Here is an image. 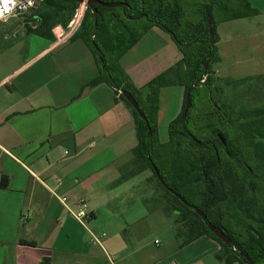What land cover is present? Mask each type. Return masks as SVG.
Returning <instances> with one entry per match:
<instances>
[{"label":"crops","instance_id":"0c3cea01","mask_svg":"<svg viewBox=\"0 0 264 264\" xmlns=\"http://www.w3.org/2000/svg\"><path fill=\"white\" fill-rule=\"evenodd\" d=\"M39 5L0 21V264H110L109 258L114 264H225L216 257L217 241L202 236L182 245L174 221L150 207L153 193L140 192V175L126 167L138 145L132 109L107 83L88 86L99 66L82 31L63 42L62 23L52 39L28 31ZM259 10L218 25V81L264 79ZM181 60L171 36L154 27L120 66L145 98L148 84ZM165 91H171L167 101ZM184 92L179 84L160 90L162 143L182 111ZM59 197L86 202L85 226Z\"/></svg>","mask_w":264,"mask_h":264},{"label":"trees","instance_id":"16d2710c","mask_svg":"<svg viewBox=\"0 0 264 264\" xmlns=\"http://www.w3.org/2000/svg\"><path fill=\"white\" fill-rule=\"evenodd\" d=\"M102 1L119 5H94L87 11L79 37L99 66V75L88 86L107 83L133 111L138 145L126 166L133 168L131 174L149 170L151 180L159 183L155 166L168 187L191 207L166 188L163 195L156 192L149 197L148 203L173 221L176 216V235L185 238L182 245L209 236L221 245L216 257L225 264H264V109L255 119L242 121L241 113L225 102L214 69L220 61L218 25L252 18L261 11L250 0ZM39 2L36 26L28 31L48 39L53 38L56 24L70 20L79 5L71 0ZM95 8L97 12H93ZM154 27L171 36L182 60L153 79L148 96L143 98L122 70L120 59ZM173 84L184 87V103L180 115L169 125V142L162 143L158 130L160 90ZM121 90L137 99L151 132ZM190 90L191 107L183 118ZM212 128L214 139L219 142L215 135L224 136L226 146L210 145ZM7 186L4 180L2 187ZM193 207L204 212L207 220ZM176 222H183L185 230L176 228ZM207 222L223 229L231 243L218 239Z\"/></svg>","mask_w":264,"mask_h":264},{"label":"rangeland","instance_id":"374dc122","mask_svg":"<svg viewBox=\"0 0 264 264\" xmlns=\"http://www.w3.org/2000/svg\"><path fill=\"white\" fill-rule=\"evenodd\" d=\"M252 3L259 9L264 8V0H250ZM72 18V17H71ZM71 20V19H70ZM70 20L64 19L67 23L66 27H68ZM62 23V22H61ZM65 23V24H66ZM65 26L64 22L62 23ZM82 27L78 31H81ZM166 72V71H165ZM218 81V78H217ZM218 84L222 86L226 93L224 95L225 102L232 106L236 111L241 113L243 119L242 121L253 120L258 117L259 110L264 109V79H246L243 81L235 80L231 86L226 84V81L220 80ZM171 91H165L163 95L164 101L168 100ZM258 112V113H257ZM264 118V114L261 115ZM138 184L140 185V192H148L156 194V192L162 193L159 183L151 180L152 173L149 170H143L136 174L138 176ZM146 178H148L146 182ZM136 182V183H137ZM152 194V195H153ZM151 195V196H152ZM149 196V197H151ZM148 197V198H149ZM149 204V203H148ZM150 203L149 205H151ZM151 208L156 207L154 204L150 206ZM169 221L173 220L172 218H168ZM176 216H174V221ZM176 228L180 230H185V225L183 222L177 223Z\"/></svg>","mask_w":264,"mask_h":264},{"label":"built area","instance_id":"2783aa9c","mask_svg":"<svg viewBox=\"0 0 264 264\" xmlns=\"http://www.w3.org/2000/svg\"><path fill=\"white\" fill-rule=\"evenodd\" d=\"M39 0H33V3L31 5L28 4V0H18L17 5L13 9V12L10 15L6 16V19L0 20L3 22H6L10 17L18 16V15H24L28 12L34 10L37 8L39 4ZM89 10V6L87 4H79L78 7L75 9L72 18L69 22L68 27L59 35V42H63L65 40L72 39L80 30V28L83 25V22L85 20L87 11ZM206 77L202 80V83L205 82ZM62 203H64L71 215L82 225H86V222L89 219V213L87 211V204L84 200H78V201H71L67 197H59ZM72 206H77L78 209L73 210ZM93 243H99V239L97 237H93L92 240ZM110 264H114L113 260L109 258Z\"/></svg>","mask_w":264,"mask_h":264},{"label":"water","instance_id":"95a60500","mask_svg":"<svg viewBox=\"0 0 264 264\" xmlns=\"http://www.w3.org/2000/svg\"><path fill=\"white\" fill-rule=\"evenodd\" d=\"M71 1H74L76 3H79V4H87L90 8H94V5H99V6H102V7H116L118 6L119 4H115V3H108V2H104L102 0H71ZM98 10L95 8L93 9V12H97ZM121 94L125 97V99L131 103V105L133 106V108L137 111V113L140 115V117L142 119H144L147 123V126L149 128V132H151V129L149 127V123H148V120H147V117L145 115V113L142 111L141 107H140V104L139 102L137 101V99L133 96L132 93L126 91V90H121L120 91ZM190 91H188V94H187V100H186V104H185V110H184V113L182 115L183 118L186 117L190 107H191V96H190ZM154 171L156 173V175L158 177L161 176L160 174V171L154 166ZM171 192L177 197L179 198L184 204H186L187 206H190L191 205L186 201V199H184L180 194L176 193L175 191L171 190ZM193 209L195 210V212L201 216L204 220L207 219V216L204 212H202L200 209H198L197 207H193ZM207 226L209 228V230L216 235V237L218 239H220L222 242L226 243V244H230L231 242V239L229 236L226 235V233L219 227H216L214 226L212 223L208 222L207 223ZM250 264H253V262H250Z\"/></svg>","mask_w":264,"mask_h":264},{"label":"flooded vegetation","instance_id":"af4514ba","mask_svg":"<svg viewBox=\"0 0 264 264\" xmlns=\"http://www.w3.org/2000/svg\"><path fill=\"white\" fill-rule=\"evenodd\" d=\"M224 119V118H223ZM214 132H215V129L214 128H212V131H211V134H210V138H211V146H214V147H221V146H226V141H225V137L224 136H222V135H218V134H216L215 136H218V138H219V142L218 141H216L215 139H214ZM170 139V138H169ZM216 141V142H215ZM169 142V141H168ZM167 142V143H168ZM219 149V148H218ZM158 179H159V186H160V189H161V191L163 192V189L164 188H166L167 190L169 189V191L171 192V190L172 189H170L169 187H168V185L165 183V181L161 178V176L160 177H158ZM160 195H163V193H160ZM203 219V218H202ZM204 220V219H203ZM207 220V219H206ZM206 220H204V221H206ZM208 223V222H207ZM206 223V224H207ZM208 227V226H207ZM220 228V227H219ZM223 230V229H222ZM227 235V234H226ZM227 236H229V235H227ZM230 237V236H229ZM230 239H231V237H230ZM231 241H232V239H231ZM231 243V242H230Z\"/></svg>","mask_w":264,"mask_h":264},{"label":"clouds","instance_id":"9594fccd","mask_svg":"<svg viewBox=\"0 0 264 264\" xmlns=\"http://www.w3.org/2000/svg\"><path fill=\"white\" fill-rule=\"evenodd\" d=\"M18 0H0V20L6 19L7 15L13 12V9L17 5ZM33 0H28V4L31 5Z\"/></svg>","mask_w":264,"mask_h":264}]
</instances>
